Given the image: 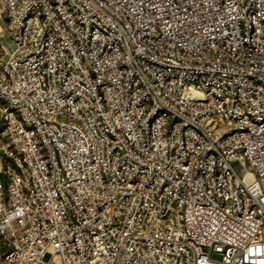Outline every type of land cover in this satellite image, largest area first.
<instances>
[{
    "label": "built area",
    "instance_id": "1",
    "mask_svg": "<svg viewBox=\"0 0 264 264\" xmlns=\"http://www.w3.org/2000/svg\"><path fill=\"white\" fill-rule=\"evenodd\" d=\"M0 120V264H264V0H0Z\"/></svg>",
    "mask_w": 264,
    "mask_h": 264
},
{
    "label": "rangeland",
    "instance_id": "2",
    "mask_svg": "<svg viewBox=\"0 0 264 264\" xmlns=\"http://www.w3.org/2000/svg\"><path fill=\"white\" fill-rule=\"evenodd\" d=\"M1 130H2V124H1V120H0V133H1ZM5 140V139H4ZM2 139H1V134H0V145H2Z\"/></svg>",
    "mask_w": 264,
    "mask_h": 264
}]
</instances>
